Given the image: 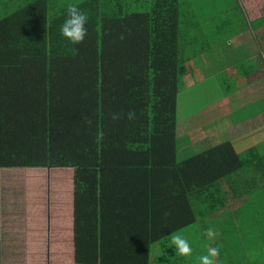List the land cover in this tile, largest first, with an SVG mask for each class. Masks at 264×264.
<instances>
[{
	"label": "trees",
	"instance_id": "16d2710c",
	"mask_svg": "<svg viewBox=\"0 0 264 264\" xmlns=\"http://www.w3.org/2000/svg\"><path fill=\"white\" fill-rule=\"evenodd\" d=\"M7 2L0 0V170H74L76 264H108L111 258L149 264L152 246L161 248L165 264H199L193 254L189 262H177L169 246L171 234L194 228L221 210L225 201L217 198L219 185L254 163L258 152L250 149L240 155L227 142L177 163L178 97L184 76L178 0H142L145 12L123 16L125 0L106 2L112 4V16L103 15L101 1L73 0L89 18L88 36L79 45L60 32L70 2L29 0L14 15H8ZM116 22L124 27H112ZM17 33L18 48L9 49L12 55L9 36ZM21 56H28L27 61ZM122 111H134L137 118L114 122L112 114ZM16 142L23 146L14 152L11 144ZM12 152L27 158L15 160ZM150 173L163 176V183L166 175V180H178L163 186L183 187L188 193L187 219L156 221L150 204L147 222L138 232L120 251L108 250L102 244V215L87 219L89 207L103 206L104 189L122 188L132 175L146 180L139 185L146 190ZM29 219L25 264H41L34 261L39 253L33 252L42 237L39 219ZM45 244L42 263L53 264L49 242ZM223 262L219 256L216 263ZM234 263L244 264L239 258Z\"/></svg>",
	"mask_w": 264,
	"mask_h": 264
},
{
	"label": "crops",
	"instance_id": "0c3cea01",
	"mask_svg": "<svg viewBox=\"0 0 264 264\" xmlns=\"http://www.w3.org/2000/svg\"><path fill=\"white\" fill-rule=\"evenodd\" d=\"M9 1L8 15H14L29 5V0ZM65 1L73 4V0ZM91 1L92 4L101 1L103 15L114 14L112 4L106 3L111 0ZM125 1L128 7L122 16L126 13L146 11L142 0ZM188 1L178 0L179 52L184 67L182 84L187 88H202L208 96H213L203 107L194 109L196 111L186 116L182 122L178 119L177 163H182L192 156L210 151L227 142L231 143L240 155L255 149L258 156L254 157V163L221 182L219 185L221 191L217 195V198L220 197L225 201L221 210L213 216L198 221L194 228H187L179 234L189 241L193 255L198 258L205 255L209 247H215L220 250L219 256L230 258L224 260L223 264H235L238 258L244 264H264V0H232L233 9L239 12L240 26L228 27L230 33L227 38V49H223L225 44L219 42L220 37L214 42L213 47L211 44L206 45L205 41L200 42L196 39L183 41L181 44L183 24L181 10L189 17L194 16ZM202 14L211 19L209 11L203 10ZM89 23L95 27V21ZM116 26L124 27V23H113L112 27ZM9 40L8 52L16 55L10 51L17 52L18 44L16 45L15 41L18 40V33L14 37L9 36ZM227 50L229 52L222 56L226 64L221 68V60L215 57ZM27 57L21 56L25 61ZM220 79L223 82L220 83L223 91L216 90ZM209 83H212L216 89L211 90L208 87ZM222 134H226V141L218 144L217 141ZM24 139L26 141L28 139L25 133ZM11 145L14 152L19 151L23 146L19 142ZM14 152L10 156L15 160L27 158ZM2 174L3 177H8V182L13 187L24 184V197L28 196L25 200L26 219L28 215H32L39 219V222L45 219L48 225L52 224V228L57 225V230L60 232L53 229L57 233L55 235L54 232V241L57 242L54 252L58 255L57 264H76L73 240L74 170L8 169L0 170V179ZM134 176L138 175H132L131 179H127L126 185L122 188L111 184L110 188L104 189L103 206L98 205L96 208L90 206L89 214L86 215L91 221L102 215L104 224L102 244H106L108 250L120 251L124 241L138 232L141 223L147 222L150 204L156 221L184 222L188 217V212L184 213V209L187 210L189 206L188 193H184L183 187L167 188L176 184L178 180L172 177L166 180L167 175L164 176L167 185L165 187L163 176L150 173L149 185L144 190L140 189L139 185L146 183V180ZM4 182L5 186H9L5 178ZM12 189L11 187L10 190ZM150 199L154 201V206ZM5 201L3 212L0 204V223L4 222L3 215L10 219L15 218V213L17 214V201L9 202L7 199ZM23 214L25 216L24 210ZM15 224L18 223H14L17 229ZM210 228L216 233L212 239L206 235ZM16 241L13 253L23 250L26 254V243L18 246V239ZM170 243L172 255L176 257L178 263L190 261V257L180 256ZM60 255L67 256V259L61 258ZM107 263L122 264L116 263L115 258L107 260ZM149 264H165L159 246L151 247Z\"/></svg>",
	"mask_w": 264,
	"mask_h": 264
},
{
	"label": "rangeland",
	"instance_id": "374dc122",
	"mask_svg": "<svg viewBox=\"0 0 264 264\" xmlns=\"http://www.w3.org/2000/svg\"><path fill=\"white\" fill-rule=\"evenodd\" d=\"M59 2V1H58ZM191 13H194V16L189 17L185 15L181 10V20L183 22L181 27L182 32V41H191L196 39L200 42L205 41V44H211L213 47L214 42L220 37L221 44H225V48L227 49L228 42V27H239V12L233 9L232 0H189L188 1ZM183 5V4H181ZM209 11L211 15V19L206 18L205 15L202 14V11ZM190 13V14H191ZM227 51L220 52L215 58L219 61L221 60V68L225 67V60L222 59V56L226 55ZM213 52H211L212 54ZM210 54V55H211ZM210 61L209 58H206ZM197 66V65H195ZM219 66L217 67V69ZM182 82V80H181ZM222 79L219 80L218 88L212 86V83L208 84V87L213 90H222L223 87L220 86ZM223 83V82H222ZM204 89L199 87L187 88L185 86L181 87V92L178 97V119L179 121H183V119L195 112L194 109L203 107L204 104L207 103L211 96H208ZM180 122V123H181ZM226 134H222L219 137L217 143H223L226 141ZM0 179V204H1V212L4 210V206L6 205L5 199L7 201H17V214L15 213V218H8L3 215L4 222L0 223V264H25L26 263V254L23 253V250H17L13 253V249H15L16 239H18V246H21V243H26L27 241V232L29 230V224H32L33 219H29V222L26 219V206L25 200L28 196L24 197V184H20L19 186L15 185L11 186V183L8 182V177H3ZM4 178L6 184L9 186H5ZM46 180H44L45 182ZM13 188L10 190V188ZM23 210L25 212V216L23 214ZM0 212V214H1ZM12 217V216H11ZM24 220V221H23ZM14 223L17 229L14 227ZM39 225V233L42 236L40 241L36 244L34 248V253H39L38 257L34 259L36 263L41 262V264H50V260H41L42 253H45L47 247L45 242H49V250H50V259L53 264H57L58 255L54 253L56 250V244L54 240V232L57 230V225L52 228V225H48L47 222H36ZM51 229V231H49ZM55 231H54V230ZM53 230V231H52ZM59 231V230H57ZM16 232V233H15ZM60 232V231H59ZM33 235V233H32ZM55 235L57 233L55 232ZM58 237H56L57 239ZM4 254V255H3ZM61 256V255H60ZM61 258H66L67 256H61ZM191 258V257H190ZM230 258H224V260H228ZM48 262V263H47Z\"/></svg>",
	"mask_w": 264,
	"mask_h": 264
},
{
	"label": "clouds",
	"instance_id": "9594fccd",
	"mask_svg": "<svg viewBox=\"0 0 264 264\" xmlns=\"http://www.w3.org/2000/svg\"><path fill=\"white\" fill-rule=\"evenodd\" d=\"M67 19L60 28V32L63 37H65L73 45H79L85 41L88 36V30L86 24L88 23V16L83 12L78 5L69 4L67 6ZM123 34H121L120 39H123ZM127 118L128 120H135L137 118L134 111H129L127 113H113L112 120L119 121L121 119ZM87 123L90 125L91 120L85 118ZM214 229H208L206 235L209 239L215 236ZM171 244L175 247L176 252L182 257H191L193 254V249L189 241L179 233H172L170 236ZM220 255L219 248L209 247L207 253L199 257L200 264H216Z\"/></svg>",
	"mask_w": 264,
	"mask_h": 264
}]
</instances>
